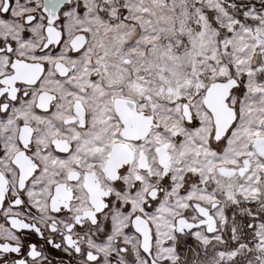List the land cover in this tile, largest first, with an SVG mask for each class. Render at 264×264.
Wrapping results in <instances>:
<instances>
[{
	"label": "snow or ice",
	"instance_id": "obj_1",
	"mask_svg": "<svg viewBox=\"0 0 264 264\" xmlns=\"http://www.w3.org/2000/svg\"><path fill=\"white\" fill-rule=\"evenodd\" d=\"M0 264H264V0H0Z\"/></svg>",
	"mask_w": 264,
	"mask_h": 264
}]
</instances>
